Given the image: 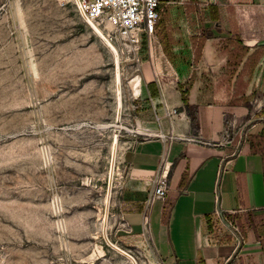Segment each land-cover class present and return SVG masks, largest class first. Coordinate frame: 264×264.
Here are the masks:
<instances>
[{
  "label": "crops",
  "instance_id": "0c3cea01",
  "mask_svg": "<svg viewBox=\"0 0 264 264\" xmlns=\"http://www.w3.org/2000/svg\"><path fill=\"white\" fill-rule=\"evenodd\" d=\"M160 9L131 81L139 126L153 137L119 156L110 238L144 264H264V0H160ZM167 109L178 112L171 126ZM164 149L168 189L147 208Z\"/></svg>",
  "mask_w": 264,
  "mask_h": 264
},
{
  "label": "rangeland",
  "instance_id": "374dc122",
  "mask_svg": "<svg viewBox=\"0 0 264 264\" xmlns=\"http://www.w3.org/2000/svg\"><path fill=\"white\" fill-rule=\"evenodd\" d=\"M113 47L118 124L113 54L73 0H0V264H131L103 237L111 147L117 134L106 220L116 245L109 227L125 173L119 156L153 134L139 126L131 90L140 50ZM165 113L171 126L178 112Z\"/></svg>",
  "mask_w": 264,
  "mask_h": 264
},
{
  "label": "built area",
  "instance_id": "2783aa9c",
  "mask_svg": "<svg viewBox=\"0 0 264 264\" xmlns=\"http://www.w3.org/2000/svg\"><path fill=\"white\" fill-rule=\"evenodd\" d=\"M86 18L95 25L120 51L138 53L142 38L149 41L154 37L160 20V0H77ZM77 12L78 8L73 0ZM80 15V13H79ZM81 16V15H80ZM167 149L160 155V163L153 181L152 190L146 206L151 207L156 201L163 200L168 189ZM217 199V198H216ZM217 201V200H216ZM220 220L222 214L214 213ZM147 217H144L147 223ZM233 235L238 234L235 224L229 223Z\"/></svg>",
  "mask_w": 264,
  "mask_h": 264
},
{
  "label": "water",
  "instance_id": "95a60500",
  "mask_svg": "<svg viewBox=\"0 0 264 264\" xmlns=\"http://www.w3.org/2000/svg\"><path fill=\"white\" fill-rule=\"evenodd\" d=\"M78 11L81 15V18L86 22V24L91 28V30L102 40V42L108 47V49L113 54L114 58V70H115V85H116V115H115V123H120L121 118V112H122V100H121V83H120V73H119V60H118V54L113 47V45L107 40V38L104 36V34L95 26L93 25L85 16L84 12L82 11L79 3L77 0H74ZM117 134H115V137L113 139L112 147H111V164H110V170H109V185H108V192H107V198H106V205H105V212H104V221H103V237L108 247H110L112 250L126 258L131 264H137L136 260L133 256H131L126 251L120 249L116 245L112 244L106 237V220L108 216V208H109V198H110V186L112 181V175H113V167H114V159H115V153H116V147H117Z\"/></svg>",
  "mask_w": 264,
  "mask_h": 264
},
{
  "label": "trees",
  "instance_id": "16d2710c",
  "mask_svg": "<svg viewBox=\"0 0 264 264\" xmlns=\"http://www.w3.org/2000/svg\"><path fill=\"white\" fill-rule=\"evenodd\" d=\"M203 41V40H202ZM240 42L238 40L235 41V44H239ZM201 48V47H200ZM239 52H241L242 54H247L248 53V48H240ZM235 55H236V52H235V49L232 50V57L235 58ZM259 56V53L258 52H255L253 53L251 56L248 57L247 61L249 60L250 62L253 61L254 59H257ZM198 59H195V61L198 62L199 60V56L197 57ZM235 67V65H234ZM188 89L189 88H180V96H181V99H182V102L184 103V108L186 110V112L188 113V115L191 117V121H192V124L195 123V119L193 117V110H191V108H189V106L187 105V92H188Z\"/></svg>",
  "mask_w": 264,
  "mask_h": 264
},
{
  "label": "bare ground",
  "instance_id": "6f19581e",
  "mask_svg": "<svg viewBox=\"0 0 264 264\" xmlns=\"http://www.w3.org/2000/svg\"><path fill=\"white\" fill-rule=\"evenodd\" d=\"M133 81H135L137 84H139L140 77H139V76L135 77V78L133 79ZM137 90H138V88H137ZM119 129H120V128H119Z\"/></svg>",
  "mask_w": 264,
  "mask_h": 264
}]
</instances>
